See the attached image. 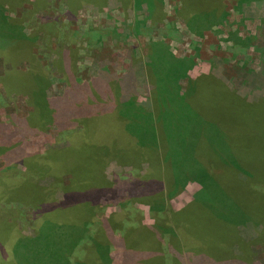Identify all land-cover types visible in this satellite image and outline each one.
Returning <instances> with one entry per match:
<instances>
[{
	"label": "trees",
	"instance_id": "1",
	"mask_svg": "<svg viewBox=\"0 0 264 264\" xmlns=\"http://www.w3.org/2000/svg\"><path fill=\"white\" fill-rule=\"evenodd\" d=\"M106 1L64 0L66 10L63 17L68 24L62 26L69 29L81 9L86 6L102 8ZM116 1L123 12L136 11L144 6L145 19L150 25L165 18L164 0ZM179 1L176 13L188 31L196 36L222 25L228 16L225 0ZM29 2L35 9L38 7V1L0 0V59L4 65L0 84L7 96H23L30 108L25 117L7 115L0 120V151L2 154L9 152L0 157V162L25 168L24 173L28 174L31 183V199L35 195L61 193L60 201L53 206L45 198L39 200L40 204L36 200L34 206L39 208L38 211L70 208L71 212L77 210V213L86 215L101 205L117 200L121 203L122 198L116 197L111 186L105 184V166L115 162L139 171L141 164H145V173L139 175L136 172L124 192L130 202L125 209L135 201L146 204L154 224L134 226L135 217L132 220L123 208L118 217H122V221L126 218L125 222L132 223L133 228L152 232L155 252L163 251L159 234L174 235L179 230L188 232V236L201 243L200 248L186 251L187 262L182 258L186 264H254L245 255L234 254V245L230 248V243H235V238L227 227L264 222V186L252 183L256 178L255 168L243 163L235 154L238 149H246L250 143L264 138V104H245L210 75L196 79L187 77L183 92L175 91L172 95L166 90L162 93L159 83L175 82L181 73L185 76L193 62L192 58L177 60L161 52L159 59L154 57L146 67L147 81L152 86L151 102L140 103L131 68L117 76L102 65L93 78L82 80L77 76V49L66 44L69 36H74L71 30L62 36L63 43L52 52L55 55L52 66L65 89L61 96L50 98L46 95V88L53 86L56 78L34 54L32 41L26 43L34 35L27 36L22 32L25 14L14 18L6 14V11L15 12L17 6ZM251 2L259 4L264 0H237V4ZM58 21L59 18L42 16L33 33L37 34L46 26H50L49 31H60L56 28ZM161 47L158 44V48ZM21 62L27 64L25 69L18 68ZM153 66L163 71L159 74ZM52 128L54 136L49 134ZM54 143L64 145L56 148ZM46 177L52 179L51 186L38 187L37 180ZM189 182L200 186L193 201L178 211L169 206L166 208L171 198L168 196L179 194ZM230 184L240 188L244 197L251 196V190L253 196H258V208L251 199L247 200L248 209L236 205L228 192ZM260 192L261 196L258 195ZM190 208L208 213L206 220L215 226L219 240L194 235L190 222L182 217ZM114 217L101 218L96 235L103 236L106 224L108 229L122 224L115 222ZM84 218L78 217V226L88 225L92 230L93 224ZM129 229L131 226L119 229L124 234H121L116 249L124 260L121 246H124L123 236ZM109 232L112 231L109 229ZM96 235L92 233L87 241L93 240L101 262H109L107 248L95 242ZM78 242L81 246L83 238ZM134 252L129 249L127 255L131 263H135L141 254ZM152 256L154 259L148 258L149 262L154 260L152 264H163L162 256L154 253Z\"/></svg>",
	"mask_w": 264,
	"mask_h": 264
},
{
	"label": "rangeland",
	"instance_id": "2",
	"mask_svg": "<svg viewBox=\"0 0 264 264\" xmlns=\"http://www.w3.org/2000/svg\"><path fill=\"white\" fill-rule=\"evenodd\" d=\"M30 1H38V3L36 2L38 7L35 9L30 2L23 3L17 6L15 12L6 11V14L12 18L25 14L22 32L27 36L34 35L33 39L29 38L30 41L26 43L29 44L32 41L34 54L38 56L44 66H48L56 78L54 85L46 88V95L50 98L61 96L65 89L52 66V61L55 58L52 52L57 49L59 44L63 43V37L68 35V30L74 33V36H69V39L66 40V44H68L67 47L71 44L74 49H77V76L82 80L93 78L98 74L102 65L104 69L117 76L123 75L128 68H131L136 80L137 99L140 103L151 102L149 96L152 86L147 81L146 67L150 66L154 57L159 59V52L168 53L177 60L192 58L193 66L185 72L186 77L181 73L175 82L159 83L162 93L167 90L172 95L175 91L183 92L187 77L203 74L202 72L208 69L213 71L217 64H221L222 60L236 62L233 64L234 69H227L229 73H233L234 80H236L235 73L237 77L238 72L252 71V65L261 62V56L255 50L256 48L262 50L260 52L264 56L263 2L237 4V0H225V11L228 14L225 22L196 36L188 31L186 24L176 13L179 0H164L165 18L155 25H150L149 21L145 19L147 13L144 6L136 11L123 12L116 0H107L102 8L86 6L81 9L71 22L72 24L69 25V29H64L62 26L68 24L63 17L66 10L64 0ZM42 16L59 18L56 28L60 31H49L50 26H46L44 30L34 34L35 27L41 23ZM37 30H39V26ZM230 36L232 38H229ZM245 37L248 39L247 46L249 45L247 52L245 49V51L241 49L244 42L240 41V38ZM225 38L229 41H224ZM232 39L234 40L232 42H236L238 45H236V51L231 50L232 52H230L227 51L229 48L227 46H229L228 42L232 44ZM158 44L162 46L161 49L158 48ZM26 67L25 62L18 65L20 69ZM153 67L159 74L163 71L161 68ZM3 69L4 65L0 59V74ZM245 90L242 87L238 91L245 93ZM254 91L259 92L260 89L251 90V92ZM152 102L154 103L153 100ZM152 108L153 106L150 105V111ZM29 111L30 108L23 96H7L0 84V120L7 115L25 117ZM54 132L55 130L52 128L49 134L54 136ZM63 145L53 144L56 148ZM247 146L246 149H238L235 153L236 157L255 168L256 178L252 183L264 186V138ZM7 154L9 152L2 154L0 151V157ZM146 168L147 165L141 164L139 171H132V168L120 166L115 162L106 165L104 169L105 184H109L116 197L119 196L122 201L120 203L117 200L112 204L94 207L96 209H89L90 212L85 215L84 212L77 213V210L71 212L70 208H68L69 210L54 208L47 212L43 211V213L38 211L39 208L34 206L36 200L43 201L45 198L53 206L60 201L61 193L55 191L45 196L36 197L35 195L34 199H31L29 192L31 183L28 182L29 177L26 176L28 174L24 173L25 168L4 165L0 162V264H102L93 240L87 241V239L92 233L96 235L100 219L111 215L115 216V222L122 224H115L109 228L114 234L109 232V226L106 224L104 225L106 237L104 232L103 236L96 235L95 242L107 248L110 257V261L106 260L109 262L103 264H152L154 260L149 262L148 258L154 259L153 253L163 257L161 260L163 264L164 262L186 264L183 261L184 259L187 262L186 251H194L201 247V243L187 235L188 232L178 230L174 235L159 234L158 241L163 251L157 253L152 248L155 243L152 232L133 228L132 223L130 225L125 222L126 218L122 221V217H118L123 212L121 209H125L130 203L126 199L125 190L136 172L143 175ZM37 184L38 187L48 188L52 184V179L41 178L37 180ZM199 190L198 184L187 183L179 194L168 196L171 198L166 208L169 206L174 211L184 208L193 201ZM228 192L236 205L242 208H250L248 203L250 199L257 205L256 209L260 204L257 203L258 196H253L254 193L251 190V196L244 197L245 194L241 193L240 188L230 184ZM258 195L261 196V192ZM39 204L37 206H41ZM129 206L130 208L125 211L130 214L132 220L135 217L134 226H152L154 224L150 209L146 204L135 201ZM208 216L207 212L190 208L184 211L182 217L190 222L194 235L219 240L215 226L206 220ZM78 217L83 219L86 217V220L93 224L92 230L88 225L87 227L78 226ZM124 226H131V229L123 236L125 241L124 246H121L125 260L116 249L119 247L121 234H124L119 229ZM227 228L231 229V235L235 238V243H230V248L234 245L233 252L236 256L245 255L254 264H264V222H248L239 226L229 225ZM259 235L262 236V239H257ZM237 237L241 240V244H238ZM81 238L84 242H81L80 246L78 241ZM225 244L224 247H226ZM167 247L169 248L167 249ZM170 247H174L176 250H171ZM242 248L248 250L244 252ZM129 249L136 251L134 252L136 254L141 253L144 257L141 258L140 254L136 262L131 263L127 258Z\"/></svg>",
	"mask_w": 264,
	"mask_h": 264
},
{
	"label": "crops",
	"instance_id": "3",
	"mask_svg": "<svg viewBox=\"0 0 264 264\" xmlns=\"http://www.w3.org/2000/svg\"><path fill=\"white\" fill-rule=\"evenodd\" d=\"M229 38H232V37L230 36ZM224 41H229V40L225 38ZM232 41L234 40L232 39L231 42ZM240 41L244 42L242 44L243 47L241 49L243 51L246 50L245 52H247L248 50L247 47L249 46V45L247 46V43H248L247 37L240 38ZM228 43H229L228 44L229 46H227V48L228 47L229 48L227 51H230V52L236 51V45L238 44H236V42L235 43L232 42V44L230 42ZM237 50L240 51L238 48ZM258 53L260 54L259 56H261L260 57L261 62L252 65L253 67L252 71H244V72L241 71V73L238 72L237 77L235 73L236 80H234V77L232 75L233 73L228 72V70L234 69L233 64L236 63L234 60H231V61L222 60L221 64H217L216 68L213 71L208 69L202 72L203 74H198L195 77L190 76L189 78L196 79L197 77L201 75L213 76L216 80L221 82V85L224 86L226 90H229L236 97L243 100L245 104H259V103L264 104V56L263 54H261V52H258ZM229 64H230V67H229ZM242 87L246 89L245 93H241L240 91H238L239 89H242ZM252 89H260V91L251 92Z\"/></svg>",
	"mask_w": 264,
	"mask_h": 264
}]
</instances>
